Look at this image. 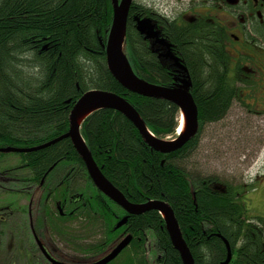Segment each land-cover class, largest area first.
Returning <instances> with one entry per match:
<instances>
[{"label": "trees", "instance_id": "obj_1", "mask_svg": "<svg viewBox=\"0 0 264 264\" xmlns=\"http://www.w3.org/2000/svg\"><path fill=\"white\" fill-rule=\"evenodd\" d=\"M151 10L133 4L125 52L140 77L175 87L183 74L179 79L175 67L159 62L134 26L135 13ZM112 20V0H0L1 147L39 146L66 134L74 104L91 89L125 97L157 138H176L178 106L132 93L110 72L104 45ZM165 27L181 56L188 90L198 106L197 134L181 149L163 154L144 141L124 114L111 108L90 114L82 122L81 133L104 175L129 201L163 200L171 205L196 264H221L228 259V245L232 253L229 264H264V219L248 215V190L221 187L217 178L193 175L180 164L198 147L204 126L227 116L236 96L235 78L228 77L224 66L211 64L213 60L222 64L224 53L219 45L225 34L189 23L172 22ZM63 156L68 158L69 193L86 202L85 207L78 205L72 218L82 221L84 227L102 220L104 237L87 248L89 252L104 255L129 232L133 235L130 246L108 264H149L146 245L151 231L159 249L158 262L183 264L159 211L130 215L127 225L115 228L125 212L95 187L70 138L27 157L41 174ZM54 194L55 199L63 196L60 189ZM126 252L130 253L128 259L121 260Z\"/></svg>", "mask_w": 264, "mask_h": 264}, {"label": "flooded vegetation", "instance_id": "obj_2", "mask_svg": "<svg viewBox=\"0 0 264 264\" xmlns=\"http://www.w3.org/2000/svg\"><path fill=\"white\" fill-rule=\"evenodd\" d=\"M179 1L184 6L183 10L168 14L150 5L149 2L133 0L129 16L134 3H140L152 9L147 14L138 12L133 15L134 26L148 42V48L153 49L158 55L156 56L159 62L175 67L180 79L181 74L186 76V71L176 64V58L181 62V56L169 39L165 26L172 22L180 25L189 23L224 33L225 39L219 45L224 53L222 64H218L212 57L210 59L213 60L211 64H216V67L217 65L224 66L229 71L228 77L235 78L237 81L236 96L228 113L240 97V105L252 106L243 99V90L251 89L253 85H259V87H254V89L259 88V91L264 89V0ZM154 15L163 20H159ZM144 19L151 20L158 32L157 37L164 39L169 46L158 42L157 37L151 38L147 32L142 33L139 30L138 23ZM168 20L172 22L168 23ZM0 148L7 147L0 146ZM33 152L35 151H14L12 153L0 151V195L2 196L5 192L11 194L8 200L5 196L0 199V263L79 264V261L71 262V258L63 254V248L55 244V239L62 244H67V249H72L76 258L80 259L77 256L78 253L75 254L76 250L69 247V243L74 241L75 236L78 239L82 236V234L73 233L71 226L74 227L77 222L72 217L75 216L78 205L85 207L86 202L81 203L82 196L75 197L69 193L68 181H66L68 158L63 156L39 174L36 171L35 162L33 163L27 157ZM13 155L16 156L14 162H7V159ZM56 168L61 169L60 172H57ZM58 189L61 190L63 196L55 199L54 193ZM71 199L74 202V208H72ZM114 203L125 212L119 217L118 222L125 216L129 218L128 212L116 202ZM103 205L114 216L117 215L107 203L103 202ZM128 218L124 225H127ZM117 224L116 229L124 226L117 227ZM128 234L130 233L128 232L125 236ZM2 249H6L4 254Z\"/></svg>", "mask_w": 264, "mask_h": 264}, {"label": "water", "instance_id": "obj_3", "mask_svg": "<svg viewBox=\"0 0 264 264\" xmlns=\"http://www.w3.org/2000/svg\"><path fill=\"white\" fill-rule=\"evenodd\" d=\"M132 2L133 0H112L114 12L113 22L107 42L104 45L108 68L116 80L130 92L146 97L168 100L176 104L179 108L178 130L181 128L182 117L183 114H185L187 117L186 131L182 135L179 134L176 138L172 139L157 138L147 127L136 107L128 99L109 90L91 89L85 92L74 104L70 114V128L66 134L40 146L28 149L8 147L0 148V151H36L50 146L64 138H70L75 149L85 161L94 185L103 193L109 195L112 200L123 207L129 215L142 214L149 210L159 211L166 221L171 241L175 249L179 251L183 264H196L171 205L163 200H150L142 204L129 201L128 198L103 174L81 133L82 122L94 111L102 108H111L124 114L138 128L144 141L150 147L163 154H170L181 149L199 131L198 106L193 95L188 90V82L185 76L179 80V85L173 87L150 83L134 71L125 52L126 26ZM138 28L142 33L147 32V35L151 38L158 36V32L155 30L150 19L141 20L138 23ZM157 41L166 44L164 39H159L158 37ZM166 45L169 46V44ZM176 64L182 69H185L178 58H176ZM87 111L90 112L81 120L82 115ZM127 218L128 216L123 217L118 222L117 227L124 225ZM132 239L133 235L128 234L110 251V253L91 264L110 263L129 246ZM228 248V259L221 264L230 263L232 253L229 245Z\"/></svg>", "mask_w": 264, "mask_h": 264}, {"label": "rangeland", "instance_id": "obj_4", "mask_svg": "<svg viewBox=\"0 0 264 264\" xmlns=\"http://www.w3.org/2000/svg\"><path fill=\"white\" fill-rule=\"evenodd\" d=\"M139 1L149 2L150 5L168 14L177 13L184 8L179 0ZM254 87H259V85L243 90V99L252 106L240 105V97L224 119L204 126L198 147L180 164L193 175L217 178L221 187L230 185L241 190H248V215L264 219V89L259 91V88L254 89ZM13 156L8 158L7 162H14L16 156ZM9 195L11 194L5 192L2 196L0 195V199L5 196L8 200ZM71 228L73 233L82 234L79 239L75 236L74 241L69 243V247L76 250L75 254L78 253L77 256L82 261L76 258L72 249H67V244H62L55 239V244L63 248V254L70 257L71 262L91 264L103 258L111 250L101 256L95 255L94 251L91 253L87 250L102 241L104 237L102 220L86 227L80 221ZM124 236L122 235L123 238L126 237ZM146 248L149 264H160L156 237L151 231L148 232ZM129 254V252L124 253L121 260L128 259Z\"/></svg>", "mask_w": 264, "mask_h": 264}, {"label": "bare ground", "instance_id": "obj_5", "mask_svg": "<svg viewBox=\"0 0 264 264\" xmlns=\"http://www.w3.org/2000/svg\"><path fill=\"white\" fill-rule=\"evenodd\" d=\"M113 5V4H112ZM90 111H87V112H85V114H83L82 115V117H81V120H82V118L85 116V115H87L88 113H89ZM186 127H187V117H186V115L185 114H183V117H182V125H181V128L178 130V133L180 134V135H182L185 131H186ZM73 144V143H72ZM74 146V145H73ZM79 154V153H78ZM80 155V154H79ZM81 157V156H80ZM82 158V157H81ZM84 161V160H83ZM85 162V161H84ZM99 166V165H98ZM100 169H101V167H100ZM104 174V173H103ZM96 187V186H95ZM97 188V187H96ZM98 189V188H97ZM99 190V189H98ZM99 191H101V190H99ZM102 192V191H101ZM103 193V192H102ZM107 198H109L112 202H114L113 200H112V198L109 196V195H107V194H105V193H103ZM162 215V214H161ZM163 217V216H162ZM112 250V249H111ZM110 250V251H111ZM110 251H109V253H110ZM118 257V256H117ZM117 257L116 258H114L112 261H115L116 259H117ZM111 261V262H112Z\"/></svg>", "mask_w": 264, "mask_h": 264}]
</instances>
